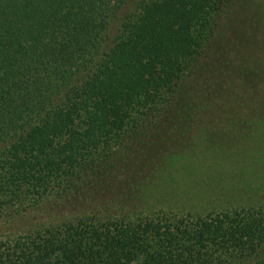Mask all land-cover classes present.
<instances>
[{
  "label": "trees",
  "instance_id": "1",
  "mask_svg": "<svg viewBox=\"0 0 264 264\" xmlns=\"http://www.w3.org/2000/svg\"><path fill=\"white\" fill-rule=\"evenodd\" d=\"M233 6L0 0V264H264V139L191 135L227 115L211 81L264 90V37L223 55Z\"/></svg>",
  "mask_w": 264,
  "mask_h": 264
},
{
  "label": "rangeland",
  "instance_id": "2",
  "mask_svg": "<svg viewBox=\"0 0 264 264\" xmlns=\"http://www.w3.org/2000/svg\"><path fill=\"white\" fill-rule=\"evenodd\" d=\"M232 9V15L229 18H226L224 22L226 27L223 31H225L227 39H225V37L223 39V45H226V51H224L223 55L227 58L236 54V58L234 59L235 63L240 60L241 64L248 63V65L251 66L257 64L258 66L259 58L257 56V51H259L260 44L262 45L261 39L264 37V24L262 25L264 19V0H234V6ZM229 36L230 39L228 40ZM243 57H245V59ZM244 77L245 79H248V74H244ZM211 82L214 88H208L207 90V95H209L207 103L214 104L221 109L225 107L224 113L227 115L223 114L221 116L223 110H220L219 114L216 116L212 115L211 118L204 120L201 124L198 123L203 121L202 119H195L196 125L191 128V135L195 136L193 137L195 141L194 150L198 151V153L204 152V146L214 145V143L217 142L212 138L207 140L206 137L197 134L196 131L202 129L207 123V129L208 127H212V134L215 137L220 135L224 138H231L241 135L239 136L238 141L235 142V147H241L238 151L243 150L244 146L247 145V139L250 134L248 128L250 127H253L251 132L254 144H259V142L264 139L262 136L264 134V126L258 121L255 122L257 119L255 120V118L246 117L241 111L240 113L246 118L242 117L241 114L239 115V113H232L235 107L239 105L238 103H245V97H247L249 92L246 90L243 91L240 86H237L235 81L229 82L226 88V93L223 95L226 101H223L220 98V94L216 91L218 87H216L215 82ZM202 90L206 89L202 88ZM234 90L236 95H233L232 93ZM229 95L231 99L229 98ZM249 97H254V100L251 101L252 103H264V90L260 92L259 89L254 90L249 94L248 99ZM255 124L258 128L254 127ZM228 141L232 142L230 139ZM253 146L256 147V145ZM254 147L251 148V152H255ZM211 151L213 152L214 150Z\"/></svg>",
  "mask_w": 264,
  "mask_h": 264
}]
</instances>
